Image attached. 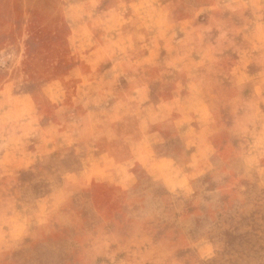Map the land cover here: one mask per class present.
<instances>
[{
  "label": "rangeland",
  "instance_id": "1",
  "mask_svg": "<svg viewBox=\"0 0 264 264\" xmlns=\"http://www.w3.org/2000/svg\"><path fill=\"white\" fill-rule=\"evenodd\" d=\"M0 264H264V0H0Z\"/></svg>",
  "mask_w": 264,
  "mask_h": 264
}]
</instances>
